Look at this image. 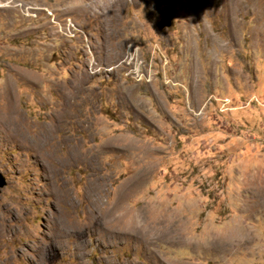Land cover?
Masks as SVG:
<instances>
[{
	"label": "rangeland",
	"instance_id": "374dc122",
	"mask_svg": "<svg viewBox=\"0 0 264 264\" xmlns=\"http://www.w3.org/2000/svg\"><path fill=\"white\" fill-rule=\"evenodd\" d=\"M120 10L0 0V264H264V0Z\"/></svg>",
	"mask_w": 264,
	"mask_h": 264
},
{
	"label": "bare ground",
	"instance_id": "6f19581e",
	"mask_svg": "<svg viewBox=\"0 0 264 264\" xmlns=\"http://www.w3.org/2000/svg\"><path fill=\"white\" fill-rule=\"evenodd\" d=\"M121 5H122V0H112V25H113V28L115 29V32L118 33L116 35L117 40H118V41H116V48H117L116 56H118L120 58H123L125 56L123 50H124L126 42L124 40L120 39L121 38V33L120 32L122 31V29H121V25L119 24V17H120L119 12L121 11L120 10L121 9ZM82 8H83V5L78 3V4H75V5H72V6H68L66 8L65 12L67 14H72L74 12L76 13V12L82 11ZM128 57H130V56H128ZM13 104H14V102L12 100H10V101L7 102L5 107L0 108V126L5 129V132L8 135L7 137L9 138V140L11 142H18L21 146L22 145L23 146H27L29 149H33L34 148V143H35V141L37 140L38 137L42 138L43 141L47 143V145L51 144L52 141H51L49 135H50L51 132L54 131V129H53V131L52 130L47 131L48 134L47 133H42V134L39 133L40 135L33 136V134H31V132H33V130L30 131L31 130L30 127H29L30 125L27 123V121H25L23 119V116L21 117L22 114L20 115L19 110L14 108L15 106ZM119 219H121V218H119ZM119 219H117L116 221L115 220L110 221V223H109L110 224V228L108 227L109 231H111V234H114V236H116V238H119L121 236L124 237L126 234L129 233V231L125 230L126 229V226H125L126 224H124L123 221H121ZM6 223H7V221L5 220V218L0 217V233H2V234L7 232ZM89 228H90V226L88 228L86 227L85 229L88 230ZM129 228H131V227H129ZM54 232H56V231H54ZM35 239H37V238H35ZM41 243L42 242L40 241V244ZM46 245L52 247L53 242L49 239V241L46 243ZM48 246H46V247H48Z\"/></svg>",
	"mask_w": 264,
	"mask_h": 264
},
{
	"label": "water",
	"instance_id": "95a60500",
	"mask_svg": "<svg viewBox=\"0 0 264 264\" xmlns=\"http://www.w3.org/2000/svg\"><path fill=\"white\" fill-rule=\"evenodd\" d=\"M170 25H171V16L170 15L164 16L158 23V26L160 28L169 27ZM5 184H6V181H5L4 177L0 174V189L2 187H4Z\"/></svg>",
	"mask_w": 264,
	"mask_h": 264
}]
</instances>
